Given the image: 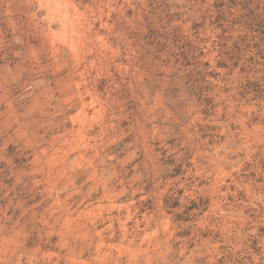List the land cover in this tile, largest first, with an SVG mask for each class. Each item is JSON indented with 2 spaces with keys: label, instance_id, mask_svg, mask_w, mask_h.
<instances>
[{
  "label": "rangeland",
  "instance_id": "obj_1",
  "mask_svg": "<svg viewBox=\"0 0 264 264\" xmlns=\"http://www.w3.org/2000/svg\"><path fill=\"white\" fill-rule=\"evenodd\" d=\"M0 264H264V0H0Z\"/></svg>",
  "mask_w": 264,
  "mask_h": 264
}]
</instances>
